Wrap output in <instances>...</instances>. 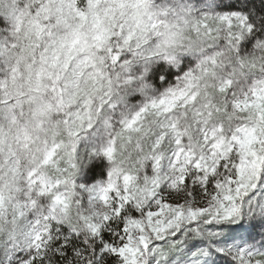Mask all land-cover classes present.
Returning <instances> with one entry per match:
<instances>
[{"label":"snow or ice","instance_id":"6c2138e0","mask_svg":"<svg viewBox=\"0 0 264 264\" xmlns=\"http://www.w3.org/2000/svg\"><path fill=\"white\" fill-rule=\"evenodd\" d=\"M0 264H264V0H0Z\"/></svg>","mask_w":264,"mask_h":264}]
</instances>
